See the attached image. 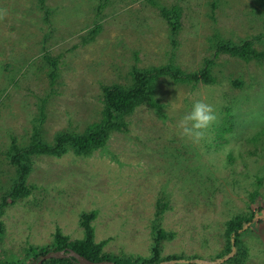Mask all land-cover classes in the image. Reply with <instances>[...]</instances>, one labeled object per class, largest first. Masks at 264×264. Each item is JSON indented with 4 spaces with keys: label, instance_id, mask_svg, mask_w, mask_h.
I'll return each mask as SVG.
<instances>
[{
    "label": "rangeland",
    "instance_id": "1",
    "mask_svg": "<svg viewBox=\"0 0 264 264\" xmlns=\"http://www.w3.org/2000/svg\"><path fill=\"white\" fill-rule=\"evenodd\" d=\"M248 40L264 51V0H0V204L18 179L12 139L82 134L101 120L102 87L129 86L133 70L188 79L161 77L158 107H136L90 155L29 156L28 193L0 214V262L27 264L56 230L82 239L79 217L96 211L94 241L112 256H151L154 225L173 234L160 264H264V64L217 51ZM201 71L215 84L192 80ZM197 100L216 119L194 144L176 123ZM237 217L251 222L236 248Z\"/></svg>",
    "mask_w": 264,
    "mask_h": 264
},
{
    "label": "trees",
    "instance_id": "2",
    "mask_svg": "<svg viewBox=\"0 0 264 264\" xmlns=\"http://www.w3.org/2000/svg\"><path fill=\"white\" fill-rule=\"evenodd\" d=\"M173 11H176L174 9ZM176 18L178 13L174 12ZM164 18L168 19L169 13L166 10H161ZM169 21V19H168ZM171 27H176V23H170ZM217 51L225 53L231 57L238 58L244 62H257L264 64V51H257L253 48L251 41H243L237 45L224 44L217 47ZM48 62L49 59L46 58ZM180 70L174 67L154 68L151 70H133L131 73V84L129 86L111 85L102 87V112L101 120L88 128L82 134H57L54 137L52 144H46L41 138V132L34 130L29 144L21 149H18L15 140L12 139L11 147L7 155L9 163L16 167L18 171V179L9 191L8 195L2 199L0 204V214L9 202V199L25 196L28 190L24 186V180L29 172L28 157L36 155H45L60 157L67 151H73L77 155H90L95 150L102 148L112 130H117L124 126L123 119L129 116L136 107L143 103L150 106L158 107L153 100V91L157 81L164 76H168L174 81L185 82V76L182 77ZM195 82L202 81L204 84H215V79L210 77L205 71H201L199 75L193 77ZM231 118V117H230ZM229 118H227L228 120ZM231 125L223 129L222 133L231 130ZM220 133V134H222ZM28 161V163H27ZM167 204L164 202L157 203L155 219L159 218ZM96 211L85 212L79 217V225L83 232V238L79 240H69L62 236L59 230L53 235V242L49 247L45 248H30L28 256L30 260L27 264H34L42 256L48 252L68 251L72 250L78 255L92 262L109 261L114 264H160L161 245L163 242L173 238L172 233H168L162 229H158L153 225V244L151 247V256L147 258H119L102 251L105 242L96 243L94 241V228L92 222L96 217ZM250 217H237L232 222L226 225V234L231 236L250 223ZM3 236V228L0 222V240ZM233 246L237 248L238 235L233 236ZM230 253V252H229ZM181 259L180 256H170L166 260L175 261ZM243 257L238 255V250L230 258L234 263H241ZM0 264H9L8 262H0ZM42 264H78L74 258L64 259H49Z\"/></svg>",
    "mask_w": 264,
    "mask_h": 264
},
{
    "label": "clouds",
    "instance_id": "3",
    "mask_svg": "<svg viewBox=\"0 0 264 264\" xmlns=\"http://www.w3.org/2000/svg\"><path fill=\"white\" fill-rule=\"evenodd\" d=\"M216 119L212 105L202 101H194L176 123V130L180 137L198 143L204 130Z\"/></svg>",
    "mask_w": 264,
    "mask_h": 264
},
{
    "label": "water",
    "instance_id": "4",
    "mask_svg": "<svg viewBox=\"0 0 264 264\" xmlns=\"http://www.w3.org/2000/svg\"><path fill=\"white\" fill-rule=\"evenodd\" d=\"M64 258H74L78 264H114L109 261L92 262L78 255L76 252L72 250L48 252L47 254L42 256L38 261H36L34 264H42L43 262L49 259H64Z\"/></svg>",
    "mask_w": 264,
    "mask_h": 264
}]
</instances>
